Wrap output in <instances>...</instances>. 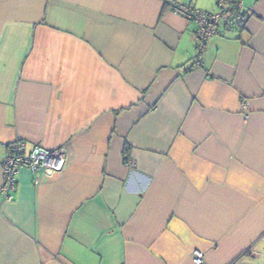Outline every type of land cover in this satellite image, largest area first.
<instances>
[{
  "label": "crops",
  "instance_id": "obj_1",
  "mask_svg": "<svg viewBox=\"0 0 264 264\" xmlns=\"http://www.w3.org/2000/svg\"><path fill=\"white\" fill-rule=\"evenodd\" d=\"M0 0V264H264V0ZM247 101L244 108L242 101ZM63 148L57 171L10 145Z\"/></svg>",
  "mask_w": 264,
  "mask_h": 264
},
{
  "label": "built area",
  "instance_id": "obj_2",
  "mask_svg": "<svg viewBox=\"0 0 264 264\" xmlns=\"http://www.w3.org/2000/svg\"><path fill=\"white\" fill-rule=\"evenodd\" d=\"M176 13L197 23L194 39L199 50H203L206 42L219 32L223 24L226 29H241L249 18V13L244 10L241 0H218V10L208 12L189 5L175 4ZM247 108V101H242ZM65 151L63 148L47 149L39 145L28 147L26 140L14 141L9 147V153L2 161L3 184L1 193L5 199H12V193L18 185V173L22 167H28L34 172L47 173L57 171L65 165ZM204 252L196 250L193 260L203 264Z\"/></svg>",
  "mask_w": 264,
  "mask_h": 264
}]
</instances>
